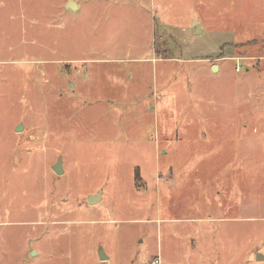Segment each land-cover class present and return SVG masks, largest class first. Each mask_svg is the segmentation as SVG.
<instances>
[{"label": "rangeland", "instance_id": "1", "mask_svg": "<svg viewBox=\"0 0 264 264\" xmlns=\"http://www.w3.org/2000/svg\"><path fill=\"white\" fill-rule=\"evenodd\" d=\"M261 210L264 0H0V264H264Z\"/></svg>", "mask_w": 264, "mask_h": 264}, {"label": "water", "instance_id": "2", "mask_svg": "<svg viewBox=\"0 0 264 264\" xmlns=\"http://www.w3.org/2000/svg\"><path fill=\"white\" fill-rule=\"evenodd\" d=\"M67 7H69L70 9L73 10V9L77 8L78 6L74 1H70L67 4ZM198 32H199V30H198ZM213 69L217 70V66H214ZM22 127H23L22 124L19 125L16 128V131L20 132L22 130ZM61 163H62V157H60L59 160L56 162V164H54V166H53L55 172L58 174H60L64 171L63 167L61 166ZM101 199H102V190L101 189L96 194L88 195V200H89L90 204H98ZM99 257H100V259H107V256L105 255L103 247L99 250ZM257 259L258 260H264V255L257 253Z\"/></svg>", "mask_w": 264, "mask_h": 264}, {"label": "crops", "instance_id": "3", "mask_svg": "<svg viewBox=\"0 0 264 264\" xmlns=\"http://www.w3.org/2000/svg\"><path fill=\"white\" fill-rule=\"evenodd\" d=\"M221 58H228V56H222ZM161 58H156V57H149V58H142V60H138V62H140V63H142L143 61H158V60H160ZM108 61H104L103 63H107ZM92 64H95V63H92ZM214 66H212V68H213ZM217 71H219V73H220V71H222L221 70V68H220V66L219 65H217ZM237 71H239L238 69H237ZM244 196H242V197H239V200H238V208H239V211H240V208H241V211H242V205L244 204V206H245V201H244ZM262 205H263V202H262ZM263 207V206H262ZM226 209H228V210H230V208H229V205L228 206H226ZM243 209H245V208H243ZM239 213V217H229V216H224L225 218H224V221L226 220V219H229V220H238V219H244V220H247L249 217V215H248V213L247 212H245V214L243 215L241 212H238ZM259 215L257 216V219L258 220H261V221H264V210H261L259 213H258ZM261 230V229H260ZM262 231V230H261ZM264 231V230H263ZM262 233V232H261ZM259 250L260 251H257L256 252V255H257V253H260V254H263L264 255V250L263 249H260L259 248Z\"/></svg>", "mask_w": 264, "mask_h": 264}, {"label": "built area", "instance_id": "4", "mask_svg": "<svg viewBox=\"0 0 264 264\" xmlns=\"http://www.w3.org/2000/svg\"><path fill=\"white\" fill-rule=\"evenodd\" d=\"M236 69L240 70V67H239V66H237V67H236ZM154 263H159V260H158V259H156V260L154 261Z\"/></svg>", "mask_w": 264, "mask_h": 264}]
</instances>
